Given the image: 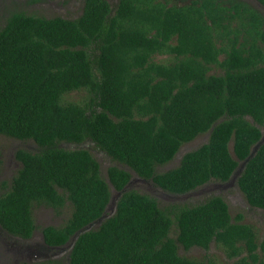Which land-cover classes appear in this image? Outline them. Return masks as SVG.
Here are the masks:
<instances>
[{
    "label": "trees",
    "instance_id": "obj_1",
    "mask_svg": "<svg viewBox=\"0 0 264 264\" xmlns=\"http://www.w3.org/2000/svg\"><path fill=\"white\" fill-rule=\"evenodd\" d=\"M177 1L83 0L72 20L20 11L5 18L0 135L34 145L15 152L20 165L1 182L7 234L30 239L35 208L58 216L69 208L63 224L41 229L47 247H63L134 175L184 195L229 181L247 159L236 184L264 212V143L250 156L264 134V19L237 0ZM72 93L84 96L69 101ZM206 135L176 168L156 171ZM86 142L112 163L105 177L88 150L62 147ZM242 219L219 196L160 208L129 188L109 218L78 237L68 263L197 264L178 250L213 243L235 264H264V237Z\"/></svg>",
    "mask_w": 264,
    "mask_h": 264
},
{
    "label": "rangeland",
    "instance_id": "obj_2",
    "mask_svg": "<svg viewBox=\"0 0 264 264\" xmlns=\"http://www.w3.org/2000/svg\"><path fill=\"white\" fill-rule=\"evenodd\" d=\"M116 1L117 0H109L111 6L117 5ZM82 4L83 0H0V28L4 25L5 18L13 11L34 14L45 18L60 17L72 20L81 14ZM167 58V56H156V60L163 63L168 61ZM210 73L219 75L222 71L218 68H213ZM83 96V93H72L68 96V100L77 101ZM207 138L208 135L201 136L193 142L184 145L173 161L166 165L158 166L156 171L158 173H163L176 168L179 165L180 158L184 153L195 150L202 144L206 143ZM62 147L66 149L82 148L88 150L100 164L103 177H105L108 166L112 164L109 159L103 153L98 151L91 142H86L81 145L64 144ZM26 148L32 150L34 149V145L30 142L23 143L21 141L0 135V189L1 182H9L20 165L15 160V152L18 149ZM242 170L243 167H238L234 175L227 182H210L184 195L169 194L154 186L150 181L139 179L135 177V175L131 180L130 189L153 197L157 201L160 208H165L173 204L194 205L203 202L210 197L219 196L228 205L230 216L235 218L237 215H241L243 218L242 223L252 226L258 236V239L261 240L264 237V212L251 208L247 204L243 194L239 191L236 180ZM69 213V208H64L60 216L56 215L53 210L48 208H35L33 219L37 229L34 232V238L26 241H36L39 245H23L32 249L29 253L32 254L30 257L34 255L33 251L35 248L39 251L40 249L43 250L44 246L41 243L44 242L41 235V229L46 226H60L67 219ZM13 239L16 238L12 237L11 241H13ZM45 247L46 249H50L47 254H54L53 261H56L57 264H69L67 256L70 247L63 246L53 249L47 247L46 245ZM16 248H18L16 245L14 247H11L10 245H0V264H27L26 256L19 255ZM178 254L195 261L197 264H208L209 262H213L215 264H235L234 259H228L224 252L217 248L213 243L210 245L208 250L192 248L189 251H184L180 248L178 250Z\"/></svg>",
    "mask_w": 264,
    "mask_h": 264
},
{
    "label": "flooded vegetation",
    "instance_id": "obj_3",
    "mask_svg": "<svg viewBox=\"0 0 264 264\" xmlns=\"http://www.w3.org/2000/svg\"><path fill=\"white\" fill-rule=\"evenodd\" d=\"M237 1H240L243 4H247L252 9L256 10L257 12L260 13V15L264 19V4L261 3L259 0H237ZM108 2H109V0H108ZM116 2H118V0ZM190 2H191V0H180V1H177V4L183 6L185 4H189ZM4 22H5V20H4ZM12 237H14V236L7 234L0 227V245H10L11 247H14L16 245L18 247V248H16V251H18L17 253L21 256H26L27 264H33V263L36 264L39 262L50 261V260L54 259L53 253L47 254L50 249H46L44 243H41L44 246L43 250L40 249V251H39L35 248V250L33 251L34 255L30 257V255H32V254H29V253L32 251V249L28 248L27 246H23V245H34V244L39 245V243L37 244L36 241H33V242L26 241V240L33 239L34 234L30 239H20V238L14 237L16 239H13V241H11ZM49 258H51V259H49Z\"/></svg>",
    "mask_w": 264,
    "mask_h": 264
},
{
    "label": "water",
    "instance_id": "obj_4",
    "mask_svg": "<svg viewBox=\"0 0 264 264\" xmlns=\"http://www.w3.org/2000/svg\"><path fill=\"white\" fill-rule=\"evenodd\" d=\"M262 143H264V138L262 137L261 140L251 149V154L250 156H253L254 153L256 152L257 148L262 145ZM248 160V159H247ZM247 160L243 163H241V165L239 166V168H242L245 166V163L247 162ZM234 175V174H233ZM232 175V176H233ZM130 184L131 182L125 186L124 189H122V191L120 192H116V191H112V196H111V199L109 201V204L106 208V211L103 213V215L97 219L96 221H94L93 223L87 225L86 227H84L83 229L77 231L73 236L72 238L70 239V241L68 243H66L64 246L65 247H72L74 245V243L76 242V240L78 239V237L85 233V232H88L94 228H98L107 218H109L115 211V206H116V202L117 200L120 198V196L127 190L130 188ZM107 212H109V214H107ZM50 248V247H49ZM59 248V247H57ZM53 249V248H52Z\"/></svg>",
    "mask_w": 264,
    "mask_h": 264
}]
</instances>
